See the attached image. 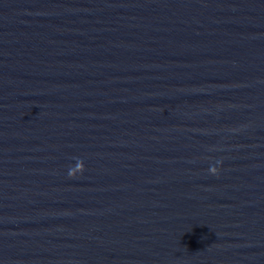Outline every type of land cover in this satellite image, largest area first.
I'll use <instances>...</instances> for the list:
<instances>
[{
	"label": "water",
	"instance_id": "1",
	"mask_svg": "<svg viewBox=\"0 0 264 264\" xmlns=\"http://www.w3.org/2000/svg\"><path fill=\"white\" fill-rule=\"evenodd\" d=\"M0 264H264V0H0Z\"/></svg>",
	"mask_w": 264,
	"mask_h": 264
},
{
	"label": "clouds",
	"instance_id": "2",
	"mask_svg": "<svg viewBox=\"0 0 264 264\" xmlns=\"http://www.w3.org/2000/svg\"><path fill=\"white\" fill-rule=\"evenodd\" d=\"M77 171L79 173H83L84 172L83 162H81V164L77 165ZM217 174H218V171L214 173V175H217ZM68 176H69V178H73L74 179L76 177V174L73 171L69 170Z\"/></svg>",
	"mask_w": 264,
	"mask_h": 264
}]
</instances>
